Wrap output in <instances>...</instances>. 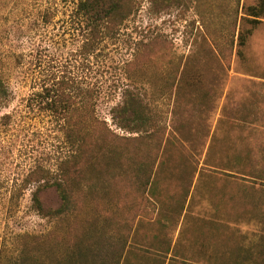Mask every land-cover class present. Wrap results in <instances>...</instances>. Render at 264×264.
Masks as SVG:
<instances>
[{
	"label": "rangeland",
	"instance_id": "rangeland-1",
	"mask_svg": "<svg viewBox=\"0 0 264 264\" xmlns=\"http://www.w3.org/2000/svg\"><path fill=\"white\" fill-rule=\"evenodd\" d=\"M256 1L140 0L116 34L93 41L76 13L78 0H0V78L10 99L0 100V253H16L24 234L52 233L59 243L75 222L37 213L36 184L27 180L37 169L55 173L72 155L62 120L45 108L63 88L124 137L119 151L132 158L158 151L160 186L187 191L181 213L161 205L143 211L133 172L116 180L114 192L128 193L117 213L136 215L147 236L135 237L133 228L128 260L119 264H165L168 255L169 264H264V19L250 28L241 18ZM239 29H250L241 57ZM174 77L183 85L178 90ZM128 93L148 105L154 135L113 124L111 108ZM89 190L87 216H95L97 232L107 225ZM213 195L222 196L229 214L213 215ZM39 196L44 208L59 206L54 187Z\"/></svg>",
	"mask_w": 264,
	"mask_h": 264
},
{
	"label": "trees",
	"instance_id": "trees-1",
	"mask_svg": "<svg viewBox=\"0 0 264 264\" xmlns=\"http://www.w3.org/2000/svg\"><path fill=\"white\" fill-rule=\"evenodd\" d=\"M140 3V0H78L76 13L86 20L89 37L94 41L101 36L116 34L137 13ZM241 18L250 24V28L260 24L264 19V0H257L255 4L247 6ZM249 34L250 29L237 31L236 53L239 57L242 56V47ZM171 84L177 90L183 86L180 77H174ZM185 85L192 87L194 81L186 82ZM1 99L10 101L6 84L0 78ZM45 108L62 120V133L72 155L60 163L55 173L42 168L28 175L29 183L36 184L31 196L32 206L37 213L49 219L65 221L64 219L72 216L75 217V222L64 232L59 243L53 241L52 233L34 237L22 235L16 253L10 256L0 253V264H119L122 260H128L130 253L124 255V248L131 237V230L136 228L135 237L138 238L139 235L142 240L147 236L145 232H138L142 223L134 219L136 215L133 218L129 216L128 220V217H120L122 212L117 213L119 206L121 209L125 206L121 200L128 193L121 197L119 192H114L116 180L125 179L127 169L133 172L134 177L139 180L136 187L140 190V196H144L137 207L140 206L143 211L149 210V207L157 210L158 205H161L167 212L171 210L181 213L185 209L187 191L178 192L176 189H169L167 185L160 186L163 171L162 166H155L158 151H141V154H136L133 158L131 152L119 151L118 142L124 137H118L110 130L106 121L97 117L94 106L85 99L78 102L71 93L59 88L51 93ZM111 116L117 128L130 133L152 136L156 131L152 128L155 121L148 105L131 93L111 108ZM160 162L157 165H163V161ZM94 185L99 187H93ZM49 187L55 188L60 201L59 206L53 209L44 208L39 196L40 192ZM94 188L98 193L95 194ZM88 189H93L91 195H94L95 201L103 203L94 204V212L104 215V226L107 225V228L101 227L97 232L92 229L95 228L92 226L95 224V216H87L89 208L85 197L90 196ZM113 204L116 208L110 209ZM213 204V215L229 214L230 211L225 210L222 196L213 195ZM134 205L133 203L132 209ZM85 215L86 218H82ZM110 220L115 221L111 227L117 242L113 241L115 239L110 234ZM130 245L133 246V243ZM57 246H61L62 250Z\"/></svg>",
	"mask_w": 264,
	"mask_h": 264
},
{
	"label": "crops",
	"instance_id": "crops-1",
	"mask_svg": "<svg viewBox=\"0 0 264 264\" xmlns=\"http://www.w3.org/2000/svg\"><path fill=\"white\" fill-rule=\"evenodd\" d=\"M212 251V250H211ZM210 251V252H211ZM211 255V254H210ZM169 258H170V256L168 255V257H167V260H166V262H165V264H169ZM178 258H180V257H178ZM182 259L184 260V257H182ZM210 260H211V258H210Z\"/></svg>",
	"mask_w": 264,
	"mask_h": 264
}]
</instances>
